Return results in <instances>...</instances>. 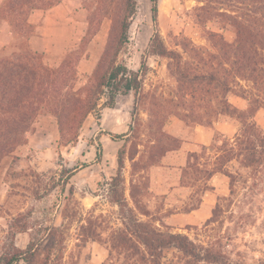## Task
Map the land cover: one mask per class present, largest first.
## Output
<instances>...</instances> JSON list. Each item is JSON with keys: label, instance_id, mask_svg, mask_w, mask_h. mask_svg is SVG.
I'll return each mask as SVG.
<instances>
[{"label": "rangeland", "instance_id": "obj_1", "mask_svg": "<svg viewBox=\"0 0 264 264\" xmlns=\"http://www.w3.org/2000/svg\"><path fill=\"white\" fill-rule=\"evenodd\" d=\"M54 1L68 3L79 22L75 33L81 40L64 53H72L79 87L94 73L107 44L119 35L126 0ZM135 1L128 40L116 62L139 72L145 64L137 100L132 93L119 94L113 108L96 109L72 144L60 139L52 116L36 115L23 143L0 163V257L13 245L20 250L29 245L33 252L26 255L28 264H75L76 255H87V248L81 247L89 246L99 248L102 255L108 250L113 264H264V133L260 130L256 138L248 139L252 150L236 157V145L235 150L227 145L210 167L222 171L228 160L236 159L228 174L230 193L218 199L208 218L197 225L178 223L168 228L143 217L152 209H163V203L150 205L147 199L150 187L161 179L160 158L178 147L179 140L170 132L178 123L211 125L224 114L216 45L220 39L234 43L236 36L233 27L215 16L217 10H206L199 0H157L155 25L151 0ZM155 31L173 53L169 57L149 52ZM11 49L8 45L0 56ZM43 56L52 67L62 57ZM262 70L263 74L264 66ZM211 76L216 80L211 81ZM229 86L232 94L245 97L243 91L251 84L230 82ZM254 108L251 100L250 113ZM247 117L245 113L243 124ZM106 133L126 137L112 141ZM242 134L241 128L239 144L249 147ZM214 148L219 149L214 144L210 150ZM209 175H187L183 183L189 186L202 178L204 185ZM164 179L172 182L168 174ZM169 235L188 238L207 260L198 261L173 245L158 248L157 242ZM144 240L153 246H145Z\"/></svg>", "mask_w": 264, "mask_h": 264}, {"label": "trees", "instance_id": "obj_2", "mask_svg": "<svg viewBox=\"0 0 264 264\" xmlns=\"http://www.w3.org/2000/svg\"><path fill=\"white\" fill-rule=\"evenodd\" d=\"M199 1L204 3L206 10H217L215 16L221 17L235 30L234 43H225L222 39L217 42L219 66L222 68L220 69L222 78L217 80L221 91L224 92L221 101L224 114L235 115L242 122L245 113L241 114L232 108L226 96L232 93L230 82L237 85L240 82H249L251 87L243 91L245 98L250 102L252 100L256 108L263 103L264 0ZM56 4L58 3L54 0H5L0 7V19L9 26L11 34L9 46L12 48L9 53L0 56V163L23 143L25 134L40 112L52 116L56 121L60 139L66 144H72L77 140L84 120L96 109L113 108L119 94L132 93L135 101L140 94L142 88L140 72L145 64H141L139 72L116 62L119 51L128 40L127 31L136 13V1L126 0V8L119 24V35L107 44L94 73L87 79L85 85L79 87H76L79 77L76 66L72 63V53L64 54L60 57L58 66L52 67L44 61L42 54L33 51L28 45L33 35V29L27 22L28 14L34 9L47 10ZM156 4L157 0H151L154 25ZM216 6L219 8H214ZM149 52L161 57L173 54L163 46L156 31L150 40ZM75 60L78 61V58ZM210 80L216 79L211 76ZM241 126L242 135L249 147L239 144L240 135L236 142V157L252 150L254 145L248 139L256 138L259 133L252 124L242 123ZM106 135L112 141L126 137L110 133ZM143 243L145 246H153L152 242L147 240ZM172 245L198 261L207 260L194 243L181 235H169L159 240L156 246L160 248ZM11 249V252L0 257V264H18L20 261L28 264L26 255L33 252V249L29 251V245L25 250H20L14 245Z\"/></svg>", "mask_w": 264, "mask_h": 264}, {"label": "crops", "instance_id": "obj_3", "mask_svg": "<svg viewBox=\"0 0 264 264\" xmlns=\"http://www.w3.org/2000/svg\"><path fill=\"white\" fill-rule=\"evenodd\" d=\"M4 1L0 0V7ZM27 22L33 29V35L28 42L29 47L47 57H60L72 43L81 40L80 33H75L79 22L71 15L68 3L61 2L47 10L34 9L28 14ZM10 42L9 26L0 19V51L10 45ZM226 99L232 108L248 114L245 118L247 123L264 133V100L259 107L251 109L250 113V100L245 97L230 93ZM241 125L240 118L226 113L220 114L211 125L197 124L189 127L178 123L176 130L170 132L179 140L178 147L166 151L160 158L157 170H160L161 179L158 184L150 187L149 191L152 194L147 199L150 205L156 202L163 203V209L160 211L152 209L148 216L143 217L154 218L158 227L162 225L168 228H173L178 223L184 226L197 225L204 218H208L218 199L230 193L228 174H231V165L236 159L228 160L222 171L214 172L210 167L212 168L220 155L225 153L224 148L227 145L235 150ZM216 136L220 139L216 140ZM214 144L219 149L210 150ZM204 172H210L204 180V185L202 178L193 180L194 184L189 186L183 183V178L187 175H202ZM167 174L172 178L171 183L165 182L164 176ZM130 198L133 200L132 196ZM81 248H87V255L83 253L76 255L75 264H113L111 259L113 254L108 250L102 255L99 248L93 250L89 246ZM62 259L66 262V259Z\"/></svg>", "mask_w": 264, "mask_h": 264}]
</instances>
